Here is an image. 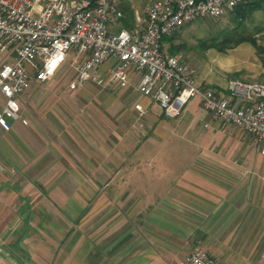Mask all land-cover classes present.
<instances>
[{
  "label": "crops",
  "instance_id": "crops-1",
  "mask_svg": "<svg viewBox=\"0 0 264 264\" xmlns=\"http://www.w3.org/2000/svg\"><path fill=\"white\" fill-rule=\"evenodd\" d=\"M63 69L18 97L26 125L0 130V264H180L198 247L222 264H264V154L252 135L199 99L168 119L137 89L129 102L147 113L136 126L127 112L119 128L79 127L66 119ZM5 101L0 92V111Z\"/></svg>",
  "mask_w": 264,
  "mask_h": 264
},
{
  "label": "built area",
  "instance_id": "built-area-1",
  "mask_svg": "<svg viewBox=\"0 0 264 264\" xmlns=\"http://www.w3.org/2000/svg\"><path fill=\"white\" fill-rule=\"evenodd\" d=\"M242 0H154L145 10L141 30H115L124 14L115 0H0V130L13 121L27 124L18 97L34 82L53 79L69 63V89L88 83L127 89L155 102L168 119L180 117L199 99L213 118L242 129L264 154V84L232 80L228 96L202 86L196 70L164 51V38L198 19H221ZM139 20V19H138ZM11 56V60L4 59ZM111 66L104 72L101 67ZM141 115L147 110L137 105ZM180 264H222L196 248Z\"/></svg>",
  "mask_w": 264,
  "mask_h": 264
},
{
  "label": "rangeland",
  "instance_id": "rangeland-1",
  "mask_svg": "<svg viewBox=\"0 0 264 264\" xmlns=\"http://www.w3.org/2000/svg\"><path fill=\"white\" fill-rule=\"evenodd\" d=\"M154 0H115L122 9L126 4L134 10L135 18L127 28L123 21L119 22L115 30H141L145 19L146 7ZM254 3L261 2L263 9L252 12L247 18L232 21V16L227 15L221 19H198L189 23L171 35L164 42V51L178 55L186 63L196 70V77L204 75L207 78L228 83L239 80L246 83H263L264 71L260 70L263 65L259 54L249 42L233 46H212V43L222 44L225 35L234 38L240 36H253L259 43H264V0H247ZM139 19V20H138ZM73 78V72L69 65L55 79L61 89H68ZM136 90L135 84L127 89L100 88L85 86L84 88L69 93V99L65 101L66 119L71 118L77 122L79 127L96 124L97 127L104 126V119L110 122L114 128L124 126L121 122L122 114L131 113L133 121H126L128 126L143 121L145 115H141L134 107L135 100L129 102L130 95ZM68 91V90H67ZM228 96L226 94H223ZM73 114V115H72ZM95 115V119H93ZM70 118H69V117ZM70 123V122H68ZM133 123V124H132ZM254 141H257L253 137Z\"/></svg>",
  "mask_w": 264,
  "mask_h": 264
},
{
  "label": "trees",
  "instance_id": "trees-1",
  "mask_svg": "<svg viewBox=\"0 0 264 264\" xmlns=\"http://www.w3.org/2000/svg\"><path fill=\"white\" fill-rule=\"evenodd\" d=\"M261 2L254 3L252 1H247V0H242V2L233 10L229 13L230 17L232 18V21H237L238 18L244 19L247 18L252 12L256 10H261L263 9L262 5L260 4ZM119 7V6H118ZM120 8V7H119ZM122 12L124 14L123 22L127 28H130L131 25L130 23L133 22L135 18V13L134 10L131 8L130 5L126 4L122 7ZM171 36L165 37L164 42L169 40ZM224 42L222 44H217V43H212V46H219L225 47V46H233V45H238L244 42H249L251 43L254 48L256 49L257 53L260 56V59L264 65V43H259L258 39H256L253 36H240L238 38H234L230 35H225ZM172 54V53H171Z\"/></svg>",
  "mask_w": 264,
  "mask_h": 264
}]
</instances>
